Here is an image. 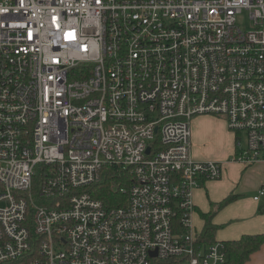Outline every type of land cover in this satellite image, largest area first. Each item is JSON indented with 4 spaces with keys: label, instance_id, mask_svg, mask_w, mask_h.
I'll return each instance as SVG.
<instances>
[{
    "label": "built area",
    "instance_id": "obj_1",
    "mask_svg": "<svg viewBox=\"0 0 264 264\" xmlns=\"http://www.w3.org/2000/svg\"><path fill=\"white\" fill-rule=\"evenodd\" d=\"M204 114L264 163V0H0V264H224L192 229ZM106 165L122 205L86 190Z\"/></svg>",
    "mask_w": 264,
    "mask_h": 264
},
{
    "label": "crops",
    "instance_id": "obj_2",
    "mask_svg": "<svg viewBox=\"0 0 264 264\" xmlns=\"http://www.w3.org/2000/svg\"><path fill=\"white\" fill-rule=\"evenodd\" d=\"M195 119L199 128L191 129V155L199 161L220 162L222 173L218 179H201L193 190L192 229L200 233L204 224L201 213L211 212L216 241L264 233V196L253 198L257 189L264 186V163L245 166L232 161L234 134L212 123L211 116L200 115ZM229 196L232 198L228 202L219 205ZM245 264H264V244Z\"/></svg>",
    "mask_w": 264,
    "mask_h": 264
},
{
    "label": "trees",
    "instance_id": "obj_3",
    "mask_svg": "<svg viewBox=\"0 0 264 264\" xmlns=\"http://www.w3.org/2000/svg\"><path fill=\"white\" fill-rule=\"evenodd\" d=\"M132 175L128 169L116 165L102 167L100 179L97 183L87 186L86 190L99 199L105 207L122 205L126 195L120 188H127L131 184ZM232 197H226L219 205L225 204ZM204 220L200 233L196 235V245H210L216 242L214 233L216 225L211 222V212L201 213ZM227 260L224 264H245L252 253L264 244V233L244 234L238 239L223 241ZM174 260V259H173ZM170 260V261H173ZM169 261V262H170ZM168 261H153V264H168Z\"/></svg>",
    "mask_w": 264,
    "mask_h": 264
},
{
    "label": "rangeland",
    "instance_id": "obj_4",
    "mask_svg": "<svg viewBox=\"0 0 264 264\" xmlns=\"http://www.w3.org/2000/svg\"><path fill=\"white\" fill-rule=\"evenodd\" d=\"M238 24H239V26H241L243 28H248L250 26L249 20H248V18H247V16L245 14L238 17ZM204 115L211 116L214 119V120H212V123H214L217 126H220L222 128V130H225V131H228V132L230 131L227 128L225 119L222 116H216V115H210V114H204ZM198 116H200V115H198ZM194 117H196V116H194ZM194 117L191 119V124H190V125H192L190 127V129H192V131H196V128H199V126H197V124H196L197 120L196 119H195V121L193 120ZM194 126H195V128H194ZM193 158H194V156H193ZM34 184L36 186L35 179H34Z\"/></svg>",
    "mask_w": 264,
    "mask_h": 264
},
{
    "label": "water",
    "instance_id": "obj_5",
    "mask_svg": "<svg viewBox=\"0 0 264 264\" xmlns=\"http://www.w3.org/2000/svg\"><path fill=\"white\" fill-rule=\"evenodd\" d=\"M149 149H147V152H148ZM152 255H155V253H153Z\"/></svg>",
    "mask_w": 264,
    "mask_h": 264
}]
</instances>
